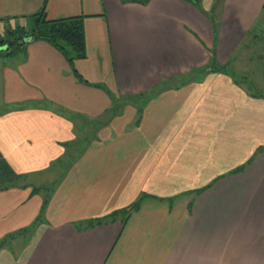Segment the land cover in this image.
I'll return each mask as SVG.
<instances>
[{
    "label": "crops",
    "instance_id": "1",
    "mask_svg": "<svg viewBox=\"0 0 264 264\" xmlns=\"http://www.w3.org/2000/svg\"><path fill=\"white\" fill-rule=\"evenodd\" d=\"M41 12L85 57L0 54V264H264V96L234 73L264 0H0V33Z\"/></svg>",
    "mask_w": 264,
    "mask_h": 264
},
{
    "label": "trees",
    "instance_id": "2",
    "mask_svg": "<svg viewBox=\"0 0 264 264\" xmlns=\"http://www.w3.org/2000/svg\"><path fill=\"white\" fill-rule=\"evenodd\" d=\"M34 19L35 27L31 32H26L22 27H16L7 31L6 34H3L4 37H0V54L10 56L13 52L24 47L29 42L41 41L57 50L69 65L85 57L83 19L81 17L48 20L44 12H41L35 15ZM143 96L145 95L141 97ZM120 104H122V101L119 104L116 101L113 103L111 110H109L110 118L118 114L116 108ZM244 168L245 165L240 166L230 172V174H238ZM210 186L211 184L196 190L194 193L200 194L209 189ZM137 207L138 204L135 203L123 209L121 213L125 216Z\"/></svg>",
    "mask_w": 264,
    "mask_h": 264
},
{
    "label": "rangeland",
    "instance_id": "3",
    "mask_svg": "<svg viewBox=\"0 0 264 264\" xmlns=\"http://www.w3.org/2000/svg\"><path fill=\"white\" fill-rule=\"evenodd\" d=\"M4 33L6 34V32ZM3 34L0 33V37H4ZM252 48L247 53H240L239 59L243 58V61L240 65L236 66L234 73L236 79L241 81L244 86L252 83V91L264 96V63L260 58L261 49L257 46ZM118 103H121V101ZM34 185H36L35 181Z\"/></svg>",
    "mask_w": 264,
    "mask_h": 264
}]
</instances>
